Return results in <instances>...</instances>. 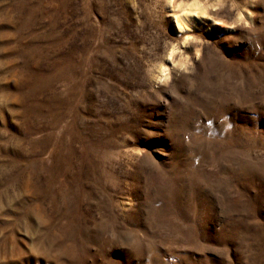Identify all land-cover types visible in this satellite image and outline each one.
<instances>
[{
	"label": "rangeland",
	"instance_id": "rangeland-1",
	"mask_svg": "<svg viewBox=\"0 0 264 264\" xmlns=\"http://www.w3.org/2000/svg\"><path fill=\"white\" fill-rule=\"evenodd\" d=\"M0 264H264V0H0Z\"/></svg>",
	"mask_w": 264,
	"mask_h": 264
}]
</instances>
